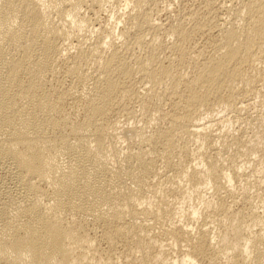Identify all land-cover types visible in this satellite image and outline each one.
I'll return each instance as SVG.
<instances>
[{
    "label": "bare ground",
    "instance_id": "1",
    "mask_svg": "<svg viewBox=\"0 0 264 264\" xmlns=\"http://www.w3.org/2000/svg\"><path fill=\"white\" fill-rule=\"evenodd\" d=\"M84 1L0 0V264H264V115L212 130L264 103V0L167 61L149 0H113L120 44Z\"/></svg>",
    "mask_w": 264,
    "mask_h": 264
},
{
    "label": "rangeland",
    "instance_id": "2",
    "mask_svg": "<svg viewBox=\"0 0 264 264\" xmlns=\"http://www.w3.org/2000/svg\"><path fill=\"white\" fill-rule=\"evenodd\" d=\"M110 1V4H108ZM107 3L108 6L104 3ZM115 1L113 0H104V2L102 3L103 6L100 4V6H97L95 7V10L93 13H90V18H93V19H90V29H89V32L90 34H86L87 36L90 35V41H88L89 43H91L92 41H94L97 37H98V34H102V35H110L111 33H114V35H116V37L118 36L117 34L123 30H125V28L127 29L129 27V23L127 22L126 20V15H123L122 18L120 19V23L115 26V19L112 18L114 16H117V13H122V10L124 8V3L122 4V2H119V3H114ZM151 2V3H150ZM153 2H157V4H155L156 6H154ZM161 2V3H160ZM210 2V3H209ZM85 3V6L84 8H82V13L86 12L87 11V8L89 7L90 5V2L89 0H85L84 1ZM159 3V4H158ZM121 4V5H120ZM150 4V5H149ZM225 4V5H224ZM232 4V0H149V2L147 3V5H144L145 6V11L147 10L148 13H150V16L151 18L154 20V22L157 23L158 25V30L156 31L158 35V45L160 47V51L159 53L161 54V56L163 58H166V61L167 59H170L172 60L174 58V53L173 51L171 50V43H173L175 41V39L173 38V36L170 34V31L174 28H176L177 26H181V27H185V28H188L192 25H195L198 28L199 31H197L198 33L195 34L190 42V46H191V49L192 51H197V49L199 50H205L207 47V43L214 39V38H217V34H219L218 31L221 30L222 27V24H223V20L226 19V16H224L226 13L228 14V9L230 8V5ZM104 5H106V7H104ZM118 5V6H117ZM120 5V6H119ZM152 5V6H151ZM88 6V7H87ZM111 6V7H110ZM226 6V7H225ZM229 6V7H228ZM86 7V8H85ZM104 7V8H103ZM115 7V8H114ZM156 7V8H154ZM221 7V8H220ZM119 8V9H118ZM130 8H131V5L129 6V8L126 9V13H128L130 11ZM181 8H183L181 10ZM226 8V9H225ZM97 9V10H96ZM108 9V10H106ZM156 11H155V10ZM98 11V12H97ZM108 11V12H107ZM227 11V12H226ZM100 12V14H99ZM116 12V13H115ZM180 12V14L178 13ZM225 12V13H224ZM99 14V16H98ZM169 14V15H168ZM178 14V15H177ZM226 14V15H227ZM189 15V16H188ZM219 15V17H218ZM92 16V17H91ZM177 16V17H176ZM192 16V17H191ZM95 17V18H94ZM100 17V18H99ZM185 17V18H184ZM99 18V19H98ZM176 18V19H175ZM183 18V19H182ZM205 18V19H204ZM212 18L213 21H210ZM223 18V20H222ZM188 19V20H187ZM209 19V20H208ZM97 20V21H96ZM99 20V21H98ZM186 20V21H185ZM124 21L126 22V26L124 24ZM210 21V22H209ZM179 22V24H178ZM222 22V24H221ZM97 23V24H96ZM104 23V25H103ZM155 23V24H156ZM173 23V24H172ZM186 23V24H185ZM209 23V24H208ZM100 24V25H99ZM177 24V26H176ZM192 24V25H191ZM213 24V25H212ZM215 24V25H214ZM103 25V26H102ZM170 26V27H169ZM175 26V27H174ZM208 26V27H207ZM98 27V28H97ZM116 27V28H114ZM91 28L95 29L94 32H96L97 30L99 31V33H92L93 29L91 30ZM104 28V29H103ZM169 28V30H168ZM172 28V29H171ZM103 29V30H102ZM208 29V30H207ZM218 29V30H217ZM91 30V31H90ZM102 30V32H101ZM165 30V31H164ZM97 31V32H98ZM169 31V32H168ZM208 32V33H207ZM120 33H119V37H118V40L117 41V44H120L122 43V39L120 37ZM168 33V34H167ZM216 33V34H215ZM208 34V35H207ZM161 35V36H160ZM198 35V36H197ZM160 36V37H159ZM171 36V37H170ZM170 39H169V38ZM89 38V36H88ZM92 38V39H91ZM121 38V39H120ZM151 36H148L147 39L148 40H151L150 39ZM171 42V43H170ZM171 44V45H170ZM195 44V45H194ZM168 46V47H167ZM201 46V47H200ZM204 46V47H203ZM200 47V48H199ZM205 48V49H204ZM107 49V48H106ZM170 51V52H169ZM169 53V55H168ZM164 54V56H163ZM168 57H166L167 55ZM172 54V56H171ZM171 57V58H170ZM161 58V59H163ZM188 71L187 72V78L188 76L191 74V68H188L187 69ZM171 98H169L167 100V102L164 104V110L167 111L169 109V106H170V100ZM254 98H250V103L248 102L247 104V107L245 109V113L242 112L240 114V119L238 120L237 122V119L233 118L232 115H228L227 117L228 118H232L231 120H233L230 124L226 123L225 121V118H221L220 115H217L216 112L213 113L212 117L214 120H217L215 121V123L213 124V128L212 127V130L216 131L214 132V136H221L222 134H231L232 131H233V134L235 132H237L240 128H243V125L246 126L244 129H248L249 130V120L248 119H251L253 117H255V115L257 116H260L261 115H264L263 114V109H264V103H260V101L258 99H255L254 101ZM259 103H257V102ZM134 104V105H133ZM251 104V105H250ZM258 104V106H257ZM256 105V106H254ZM261 105V106H260ZM263 105V107H262ZM133 106V110L134 111H138V104L135 102V103H132ZM256 107V108H255ZM167 109V110H166ZM250 109V110H248ZM261 110V111H260ZM248 113V114H247ZM246 114V115H245ZM245 115V116H243ZM250 115V116H249ZM216 119H215V117ZM248 118H247V117ZM226 117V116H225ZM242 117V119H241ZM223 120V121H220L219 119ZM247 121H246V119ZM235 119V121H234ZM244 120L246 122V124H244ZM227 124H225L224 123ZM243 121V122H242ZM122 122V123H121ZM120 122V124L117 125V128H126L128 126H131L132 125V121H130L131 123L128 124V122L122 120ZM134 122V121H133ZM224 125H223V123ZM240 122V123H239ZM125 123V124H124ZM127 123V124H126ZM218 123V125L216 124ZM234 123V124H233ZM239 123V124H238ZM128 125V126H126ZM241 127H240V126ZM138 126H140V124H138ZM217 126V127H216ZM222 126V127H221ZM249 126V127H248ZM235 127V128H234ZM239 127V129H238ZM220 129V130H219ZM236 129H238L237 131H235ZM251 129V128H250ZM229 130V131H228ZM247 130V131H248ZM221 131H223L221 133ZM227 131V132H225ZM246 131V134H250V137H251V134H252V131L249 130L248 132ZM230 132V133H229ZM216 133V134H215ZM249 137V135H247ZM215 143V142H214ZM217 145V143H215ZM124 146V145H123ZM192 149L194 148L191 147ZM254 158V157H253ZM257 160V159H256ZM264 186V185H263ZM264 189V188H263ZM208 196H206L207 198ZM185 209L188 210V205H187V208L185 206Z\"/></svg>",
    "mask_w": 264,
    "mask_h": 264
}]
</instances>
